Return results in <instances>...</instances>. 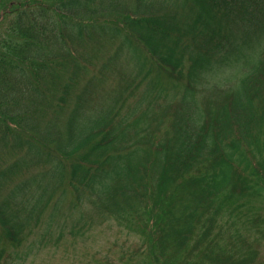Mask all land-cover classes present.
Masks as SVG:
<instances>
[{
  "label": "trees",
  "instance_id": "16d2710c",
  "mask_svg": "<svg viewBox=\"0 0 264 264\" xmlns=\"http://www.w3.org/2000/svg\"><path fill=\"white\" fill-rule=\"evenodd\" d=\"M0 26V264L87 204L138 264H264V0H0Z\"/></svg>",
  "mask_w": 264,
  "mask_h": 264
},
{
  "label": "rangeland",
  "instance_id": "374dc122",
  "mask_svg": "<svg viewBox=\"0 0 264 264\" xmlns=\"http://www.w3.org/2000/svg\"><path fill=\"white\" fill-rule=\"evenodd\" d=\"M2 28H0V34H2ZM4 37L5 35L2 38ZM104 42L102 50L108 53L114 42L106 40ZM123 57L128 62L132 58L131 56L129 59ZM126 67L127 65H124V68ZM101 105L100 96L95 97L91 102L92 109L88 108L89 112L92 113L91 111L98 109ZM3 150L0 151V168L14 158L8 154V151ZM67 163H69L68 160ZM22 176L16 177L15 175L11 184L16 185V181L20 182ZM90 207L87 204L85 209L90 211L88 214L92 216L93 223L92 227L84 233L83 238H77L76 241L71 242L69 236L65 235L61 241H58L57 245L54 244V240H49L45 242L46 244L38 245L36 249L28 250V243L32 238L29 237L28 241L16 249L18 260L15 261V264H98L104 259L113 264H138L142 260V256L136 252V248L142 242L140 232L131 230L125 223L119 225L112 218L102 221L98 213L91 211ZM52 233V238L57 235L54 229ZM261 249V254H264V242ZM126 259L129 260L126 262Z\"/></svg>",
  "mask_w": 264,
  "mask_h": 264
}]
</instances>
